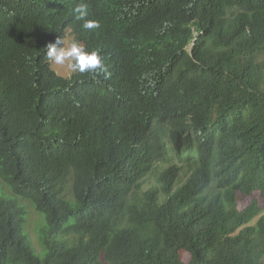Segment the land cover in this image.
<instances>
[{
	"label": "trees",
	"instance_id": "obj_1",
	"mask_svg": "<svg viewBox=\"0 0 264 264\" xmlns=\"http://www.w3.org/2000/svg\"><path fill=\"white\" fill-rule=\"evenodd\" d=\"M0 180V264H264V0H0Z\"/></svg>",
	"mask_w": 264,
	"mask_h": 264
},
{
	"label": "clouds",
	"instance_id": "obj_2",
	"mask_svg": "<svg viewBox=\"0 0 264 264\" xmlns=\"http://www.w3.org/2000/svg\"><path fill=\"white\" fill-rule=\"evenodd\" d=\"M74 12H75V19L77 21H84L83 23L84 28L96 29L100 27L98 21L87 19L88 7L85 3L82 2L78 4L74 9ZM78 42L73 41L70 44V46L65 47L64 39L60 37L55 41V43H48L46 45V49H47L46 60L51 64L57 66L65 65L66 62H70L71 69L73 71H79L80 73L96 72L97 70H100L104 73L105 79L110 78V73L107 71V68L103 64L102 56L97 51L87 50L84 47V44L82 45ZM170 156H172V154ZM172 158H177V156H172ZM166 163L168 164L167 166L171 165L169 160H167ZM163 165L164 164H159L158 162L154 166V169H161Z\"/></svg>",
	"mask_w": 264,
	"mask_h": 264
},
{
	"label": "rangeland",
	"instance_id": "obj_3",
	"mask_svg": "<svg viewBox=\"0 0 264 264\" xmlns=\"http://www.w3.org/2000/svg\"><path fill=\"white\" fill-rule=\"evenodd\" d=\"M75 41V42H78L77 40H75L74 36L71 34V33H67V36L64 40V46L65 47H68L70 46V44ZM80 44L83 45V43L81 42H78ZM51 67L57 72L59 73L60 75H63L65 77H70L73 73V70L71 69L70 67V62H66L65 65H60V66H57V65H53L51 64ZM169 160L170 163H175L177 162V164L181 163L177 158H172V156L170 155H166V159H162L159 162V164H164V165H168L166 163V161ZM157 162V163H158ZM156 163V164H157ZM155 164V165H156ZM178 164V165H179ZM186 172H187V167H184V169L181 170L180 172V175H179V181L181 180H184L185 177L187 176L186 175ZM149 180V179H148ZM1 182V180H0ZM2 184V182H1ZM147 184V183H146ZM145 184V185H146ZM144 185V186H145ZM4 187V190L8 193V195L12 196L13 193L8 189V187L6 185H3ZM260 195V192H257L255 193L253 196H250L246 199H244L245 201H239V203L237 204L238 206V209L239 210H244L245 208H247L248 204L252 201L253 197H258ZM19 203L25 207V210L27 212V215H26V222H25V226H24V231L25 233L28 235L29 237V241L30 243L32 244V246L35 248V250L37 251V253L43 257V254H44V251H43V246L41 244V240H40V237H39V234H38V227L40 226H45L46 224V221L44 220V217L42 216L41 213H39V211H37L34 206L32 205V203L28 200H24V199H21L19 200ZM251 205V204H249ZM260 210V209H257L256 212ZM257 220V216L255 214H252L250 217H248L244 222H243V228H247V234H252L253 232V228L255 226V222ZM45 222V224H44ZM250 229V230H249ZM40 230V229H39ZM255 236L252 235V238H254ZM43 251V252H42ZM182 259L185 263H188L190 261V254L186 251H184L182 253Z\"/></svg>",
	"mask_w": 264,
	"mask_h": 264
}]
</instances>
